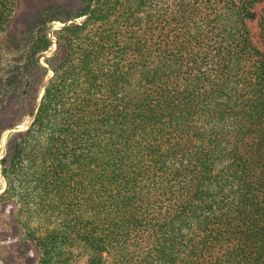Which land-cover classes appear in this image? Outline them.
Instances as JSON below:
<instances>
[{
    "label": "trees",
    "instance_id": "trees-1",
    "mask_svg": "<svg viewBox=\"0 0 264 264\" xmlns=\"http://www.w3.org/2000/svg\"><path fill=\"white\" fill-rule=\"evenodd\" d=\"M82 2L1 159L37 264H264V0Z\"/></svg>",
    "mask_w": 264,
    "mask_h": 264
},
{
    "label": "rangeland",
    "instance_id": "rangeland-1",
    "mask_svg": "<svg viewBox=\"0 0 264 264\" xmlns=\"http://www.w3.org/2000/svg\"><path fill=\"white\" fill-rule=\"evenodd\" d=\"M13 1L10 20L0 30V264H37L40 256L29 230L44 234L46 224L40 226L33 210L29 213L21 209L19 200L4 195L7 183L1 159L9 160L13 148L33 123L44 88L53 76L49 59L57 55V33L70 24L82 25L86 16L72 17L81 10L82 0ZM47 11L50 15L40 27L46 32L49 47L36 52V62L27 60L37 18ZM67 16L71 18L65 22ZM68 250L77 262H83L85 252L80 245Z\"/></svg>",
    "mask_w": 264,
    "mask_h": 264
}]
</instances>
